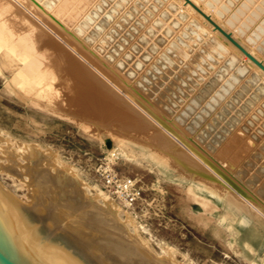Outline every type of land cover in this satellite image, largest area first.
Instances as JSON below:
<instances>
[{
  "label": "rangeland",
  "instance_id": "1",
  "mask_svg": "<svg viewBox=\"0 0 264 264\" xmlns=\"http://www.w3.org/2000/svg\"><path fill=\"white\" fill-rule=\"evenodd\" d=\"M2 1L3 0H0V6L2 7H0V24L8 22V20H13L14 22L11 21L14 26L13 31L18 30L19 27L21 28V25L27 29L24 30L21 28L22 30L19 29L16 31L18 34V43L21 45L25 42H28L31 45L33 43L36 45L39 44L37 46H39L38 49L41 50L40 52L43 58L44 56L45 58L46 56L48 57V60H43V62L46 61L49 64L48 66L46 62L45 64L43 63L46 70L54 66L55 63L57 64L55 65L56 67L54 66L55 68H51L55 71H50L51 69L47 70L48 73L45 74L46 80L49 79V81L53 83L55 82L58 85L59 93L61 94H59L60 98H63L67 94L70 95L71 93L68 91H70L74 79L70 78L71 75L66 73L67 70L64 69V67L58 65V62H61L57 59L59 55H57L58 52L56 53L55 50L57 49L58 51L59 48H56V46L59 47L60 45L64 49H68L67 52L70 50L69 53H76L75 50H73L75 48L73 46L71 47L63 36L59 34H51L45 31L43 26L37 25L35 18H33V13L35 15L36 12L31 10L32 8H28V5H25L26 7L20 6L16 0H5V2L3 1V4ZM10 1H12L13 4L16 2L15 5ZM51 1V3L55 4L58 0ZM198 1L206 3L209 9L212 11L214 10L218 17L224 20L226 25L231 27L230 29L233 30L235 34L238 33V36L246 39L245 41H247V44L264 55V16L260 21H257L258 18L264 14V4L262 3V0H258V2L255 0H242V2H240L241 0ZM5 3H10L8 5L9 7L5 6ZM97 3L94 11L90 12V14L88 13L91 16V20L82 21L81 19L77 22L75 28L79 29L83 35L89 33L92 36H87V34L84 36L82 35L83 37H89V40H87L88 43H95L100 46H105V43L109 45L110 40L117 32L121 31L120 33H122L128 31L129 33H125L127 41L122 42L124 43L121 46L122 49L118 47L116 48L117 51L114 52V55L117 57L116 62L122 60L123 55L128 53V48L126 46H129V42H134V38H136L137 35L140 38H145L146 36L148 39L145 40V45L142 46L143 49L141 48L140 51H138V54H135L136 56L133 61L136 63V61L138 62L139 60L140 63L136 65L138 69L134 70L135 72L131 76L125 75L126 79L128 78L127 80H130V82L133 80L135 83L134 85H137L138 87L139 84H143L149 90L153 83H157L156 77L160 75V77H166L165 80L169 78L168 80L173 84L169 87L171 90L166 91L168 93L172 90L174 91L175 86H177V84H174L175 81L178 85L182 84L181 86L186 90L188 88L194 92L197 90L196 93L193 91L191 93L193 96L194 94L196 95L194 96L196 104L194 101V104H192L191 107L187 108L185 106L186 109L182 110H185L184 114L186 115L181 116L185 121L187 120L189 125L194 126L195 131L197 130V138L202 141L204 140L203 142H207L211 137L224 132L227 128H229V130H235L236 125L239 124V129L241 130L240 132H236L234 135L235 139L231 143L232 146H234L237 144L235 140L238 139V146H234V148L236 147L237 149L233 148L224 150V153H219V156L224 159L229 157L227 160H229L233 166L238 165L236 167L237 175L243 178L244 182L246 181L249 186L256 188V193L264 200V100L247 114L244 118L245 120L243 119V121L240 122V118H242V115L244 116V113L248 111L247 108L251 106L252 102L257 101L262 95H264V91L261 93L258 92V88L264 86V78H260V75H254L253 72L249 71L250 69L248 70L247 64L242 58L239 59V57H236L235 64L228 66L226 63L227 58L225 60L223 59L227 50L222 44L223 49L213 47L215 50L213 51L214 53H212L213 61L211 62V65L208 67L205 66V69L202 68L201 60L196 61V58L198 55L204 57L201 54L202 50L206 49L207 51H210V48L207 46L209 44L208 41L214 40L218 42V39L211 35V33H207V37V34H205L207 31L203 25L196 22L194 18H190V14L188 15L186 10L183 9L176 0H164V2L162 0H98ZM128 3L129 5H126ZM168 4H173L175 6V12L173 10L174 13L177 12L178 14L187 15L186 20L180 21L178 17H175V19L174 15L170 14L163 16V10ZM16 5L20 7L19 9H21V13H19L20 10L17 9ZM225 5H227V7H223ZM4 7H7V10H5ZM9 8L11 10H8ZM15 9L22 15V12L24 11L25 15H23V17H25L23 18L21 15L20 18V15ZM26 9H30L31 11H26ZM230 10H232L231 13L235 18L225 16ZM257 12L259 13L257 14ZM14 13L17 14L15 15ZM9 14L11 16L12 14L15 15V17L13 16L11 18ZM26 16L28 18L31 17L28 20ZM35 16L41 18L38 14ZM17 18H20V22L18 23L15 22L19 21ZM96 20L97 22H93ZM98 21L100 22L99 25L97 24ZM132 21L135 23H132ZM14 23L17 24V26ZM92 23H94V25ZM32 24H34V26ZM138 24L141 29L138 27ZM200 25L202 26V29H200ZM103 26L107 28L104 29ZM34 27L35 30L39 28L35 34L37 36H32L34 34L31 29L33 30ZM124 28L126 30H124ZM122 29L124 31H122ZM41 30L46 33L47 36L52 38L53 42L56 41L55 44H58H54L53 46L55 48L52 47L51 49L49 48L51 47V44H49L50 46L47 45L46 49L49 48L48 52L47 50H44V46L41 49L42 45H46L42 37L43 35L40 33ZM196 30L204 32L203 35L202 33L198 34ZM22 32L24 35H22L23 39L22 36L20 38L19 35ZM99 33H101V35ZM127 34L130 35L127 36ZM27 35L31 36L27 37ZM22 41L23 43H21ZM35 44L32 45L34 49L30 52L31 57H34L36 53L39 52L38 49H35ZM42 50L46 52L44 53ZM119 50L121 51L120 56H118L120 53ZM145 51L147 52V55L144 54ZM54 53L55 56H53ZM203 53L206 55L205 52ZM47 54H50V56ZM51 55L53 58L55 57L54 59L56 62L54 59L51 60ZM145 57L146 59H142ZM204 58L207 59L206 57ZM51 62H53V64H51ZM192 62L195 67L199 66L201 70L199 69L197 71L194 67L189 68V65L192 66ZM58 66L60 68H58ZM150 66H153L154 69ZM149 67L154 73L152 74L156 77H152L150 74L151 72L149 73L148 70H146ZM191 69L195 70L197 76H194V72V75L191 74ZM212 69L215 72H213L214 74L212 73ZM239 69L243 70L239 71ZM94 70L96 72L98 71L96 69ZM210 71L211 75L209 73ZM5 72V69L0 64V184L6 187L7 190H10L16 199L23 203H30L34 200L32 185L28 186L26 181L17 173L23 171V167L28 166V156L24 150L29 144L37 146L39 151L48 157L54 155L56 166L69 167L81 183H83V187L87 193L93 195L99 193L97 200L101 203L103 202L102 197L108 195L96 173V167L104 155L106 156L107 153L114 151L117 155L114 160V169L120 175L131 177L137 182L140 189V198H138L131 206H126L119 201L113 200L119 206V215L122 218L129 216L131 220L127 223L129 230L138 234L145 244L149 246L148 248L153 254L160 257L170 254L173 262L176 264L261 263L264 256V217L262 214L254 213L256 220L247 215L249 216L248 222L244 223L243 216L246 214L244 208L237 207L234 202H232V204L225 198L218 199L213 197L205 189L199 188L197 186V180L190 177L189 174H180V171L178 170L179 168L173 166L176 165L173 160L170 161L172 165L156 163L147 155L144 149L133 145L129 141H123V139L117 140L115 146H113L114 148L110 149L112 146L107 147L108 143H106V140L103 137L111 136V132L113 131L114 134H118L119 132L122 136L125 134V136H131L134 138L137 136L135 138L136 141L140 142L142 140L141 143H143V141L144 143H151L149 139L146 138V135H139L137 130L132 131L131 128H122L121 125H119L120 122L116 119L93 120V122H91L92 120L85 121L87 126L92 128L91 130L88 128V131L83 130L81 126L74 121V119L78 120L79 116L75 118V115L74 119H71V116L68 115H64L65 117H50L33 111L20 101V94L16 91L17 89L12 81L9 78L7 81L4 80L3 73ZM49 72L57 74L55 75L54 73L51 74ZM248 73L250 74L247 75ZM52 76L57 77L53 78ZM62 78H64V81ZM134 79L136 81H134ZM65 80H67V82ZM147 80H149V82ZM106 81L108 80L106 79ZM155 86H158V84ZM66 88L68 90H66ZM139 90L144 95H147V92H151L150 90L146 91L142 88ZM61 108L64 112L70 109L63 103ZM173 112L171 114H173ZM107 121H110V124L106 125L108 123ZM113 122L115 123L111 124ZM194 122L197 124L195 125ZM93 123L95 125L89 126V124ZM199 125L202 127L200 126V128ZM104 126L107 127L105 128ZM228 133L227 135L226 133L224 134L225 138L229 135ZM132 134L136 136H132ZM189 135H192V133L189 132ZM238 135L240 141L239 138H237ZM138 137L141 140H139ZM223 140L224 138L221 141ZM246 143L251 145L254 150L252 149L249 151L250 147L249 145L247 146ZM6 144L11 145L16 152V157H11L7 150L2 147ZM229 152L230 155L228 156ZM247 152L248 155L244 156ZM33 157L34 156L31 155L29 159H32ZM14 159L17 161V165L15 166L12 164ZM231 160L234 161L232 162ZM44 162L47 164L50 163L49 159H46ZM46 163H44V165H46ZM39 165H43L42 161H39ZM50 171L51 173H54L56 171L55 167L51 168ZM38 205L39 203L37 202V206ZM57 218L61 221H66V214H61ZM40 228L45 230L43 227ZM98 232L99 231L97 230L91 229L90 231H84L83 233H85L84 235L86 237V235L96 236ZM58 233H60V231H58ZM53 236L64 242V240L58 235ZM94 241L95 244H90L91 246L95 245L94 247H101V245L103 246L106 244L101 240ZM118 251L119 249L117 247L109 245L108 247L104 246L102 249L100 248L101 264H124L117 256H114ZM96 258L98 260V257Z\"/></svg>",
  "mask_w": 264,
  "mask_h": 264
},
{
  "label": "bare ground",
  "instance_id": "2",
  "mask_svg": "<svg viewBox=\"0 0 264 264\" xmlns=\"http://www.w3.org/2000/svg\"><path fill=\"white\" fill-rule=\"evenodd\" d=\"M3 1L5 2V0ZM3 1H2V4H3ZM97 1L98 0H58L57 2L55 1L56 3L54 4V3H51L52 2L51 0H16V2L20 4V6L26 7L25 5H28L29 6L28 8L30 9L32 8L31 10L36 12V14H38L41 17L39 18L38 16H35L36 14L34 15V13L32 12L34 16L33 18H35V22L37 25L43 26L45 31L51 34L53 33L56 35L59 34L63 36L68 41V44H70L71 47L73 46L75 48L73 50H75L76 52V53H69L70 50L67 52L68 49L66 50L60 45L59 47L56 46V48H59V50L57 51L56 49L55 52L56 53L58 52L57 55L60 56V57L58 56L57 59L61 62V63L58 62V65H60L61 67H64V69L67 70L66 73L68 75H71L70 78L74 79L71 85V89L70 91H68L71 94L70 95L67 94L63 98H60L58 85L55 82L53 83L49 81V79L46 80L45 78V74L48 73L47 70H50L52 67L55 68L56 67L55 65H57L56 63L54 65L55 67L51 65L53 64L54 61L56 62V60L54 59L55 57L53 58V56H55V53L53 56L51 55V58H52L51 60L54 59V61L51 62L50 64L52 67L46 70V68L43 66L46 61L43 62V60H46L48 57L46 56L45 58L44 56L45 59L43 58L40 52L41 50H39L38 49L39 46H37L39 44L36 45L35 43H33L37 47V48L35 47V49H38L39 52L36 53L38 51L37 50L35 52L36 55L34 57H31L30 52L34 49L32 46L33 44L31 45L28 42L26 43L24 40L25 45L24 44L21 45L17 41L18 34L16 33V31H18L21 28L24 30L26 29L24 28V26L21 25L23 22L20 24L21 28L20 27L19 29L16 28L18 29L16 31H13L14 26H13V23L11 22L13 20L11 21L8 20V22L1 23L0 24V64L6 71L5 73H3V78L5 81H7V79L9 78L12 81V83L15 85L17 89L16 91H18V93L20 94V101L26 106H28L30 109H32L33 111H36L42 115L44 114L50 117H61L64 115L66 116L68 115V116H71L70 117L71 119H74L75 115H76L75 118L79 116L78 120L74 119V121L76 122V124H79L83 130H88V128H90V130L92 129L91 127L87 126L85 121L92 120L91 122H93V120L96 121V120H104V119H111V120L116 119L120 122L119 125H121L122 128H131L132 131L137 130L139 135H146V138L149 139L151 143H144V141L143 143H141L142 140L139 137L138 138L141 141L140 142L136 141L135 138L137 136L134 134H132V136L133 135L136 136L135 138L131 136H125L126 134L122 136V134H119V132L118 134L116 133L114 134V131H113L111 132L112 133L111 136L103 137L106 140V143H108L109 146H112L110 149L114 148L113 146H115V142L117 140L123 139V141L124 140L129 141L133 145H136L137 147H141L142 149H144L147 155L150 158H152L156 163L170 165L171 164L170 161L173 160V162L176 163V165H173V166H176L177 168H179L178 170L180 171V174H185V173L187 175L189 174L190 177L197 180V186L199 188L205 189L213 197H216L218 199L225 198L227 201L231 203L234 202L237 205V207L244 208L245 213H246L243 216L244 223L248 222L249 216L253 217L254 220H256L254 213L262 214V216L264 217V200L262 197H260L256 193V188L249 186L246 183V181L244 182L243 178L237 175L236 167L238 165L237 166L234 165L235 166L234 167L232 163L229 160H227L229 157L227 159H224L219 156L220 155L219 153L223 152L224 150L233 149L234 146L238 144L237 138H239V141H240V137L238 135V137L236 138L237 140H235L237 144H235L234 146H232L231 144L232 141H234L235 139L234 135L236 134V132L237 131L240 132L241 130L239 129L240 127L239 124L236 125L235 130H232V129L229 130V128H227L224 130V132L218 133L216 136L211 137L207 142L206 141L203 142L204 140L202 141L198 139L197 134H196L197 130L195 131L194 126L189 125L187 123V120L185 121V119L182 118L183 115L184 116L186 115L184 114L185 110H182V109H186V107L187 108L191 107V105L194 104V101H195L194 96L196 95L195 94L194 96L193 94L191 95L193 90L189 88L186 90L185 88L181 86L182 84L178 85V83L175 81L174 84H177V86L174 85L175 86L174 91L172 90L169 93L166 92L168 90H171L169 87L170 85H173V84L172 82H170V80H168L169 78L165 80L166 77L161 76L163 77L161 78L160 75L158 77L154 76L153 75L154 73L151 71V68L154 69L153 66H150L151 68L149 67L146 70H148L149 73L151 72L150 74L152 75V77H156L157 83L155 82L150 86L149 90L151 92H147V95L142 94L139 89L142 88L143 90L149 91L148 88L145 87L143 84H139L140 88L137 85L135 86L134 85L135 83L133 82V80L132 82H130V80L128 81L127 80L128 78L126 79L125 75L131 76L134 74L135 72L134 70L138 69L136 65L140 63L139 60L138 62L136 61V63H134L133 61H134V57L136 56L135 54L136 53L138 54V51H140L141 48L143 49L142 46L145 45L144 42L145 40L148 39L146 38V36L145 38H140L137 35L138 37L136 36V38H134L135 39L134 42H129V46L125 45L128 48V51H127L128 53L123 55L122 60H120L119 62H116L117 57L114 55V52L117 51L116 48L120 47V49H122L121 46L122 44H124L122 42L127 41L125 38V33H129V32L124 31L126 30L125 29L126 27L124 28V30L122 29V31L124 32L122 33H120L121 31L117 32L114 35V37H112V39L110 40L109 45L105 43V46H100L95 43L93 44L88 43L87 40H89V37H83L84 35L87 34L86 32L88 31H86L85 32L86 34L83 35L79 29L75 28V25L77 24L79 20L81 19L82 21L91 20V16L89 14L90 12H93L94 9L96 8L98 4ZM131 1H134V0H131ZM162 1L164 2V0ZM176 1L183 9L186 10V13L188 15L190 14V18L191 17L194 18L196 22H199L201 25H203V27L207 31L205 34L211 33V35L216 37V39H218V42L220 43L219 44L218 42L214 40L208 41L209 44L207 46L208 48H210V51H207L206 49L203 48L204 50H202L201 52L202 56L206 57L207 59H205L204 57H201L200 55H198V57L196 58L197 59L196 61L201 60L202 68L205 69V66L208 67L209 65H211V62L213 61L212 53H214L213 51L215 50L213 49V47L217 49L218 48L223 49V46H225L227 52L224 54L223 59L225 60L227 58L226 63L228 64V66L232 64L234 65L236 62V57H239V59L242 58L245 61V63L247 64L248 70L250 69L249 71L253 72L254 75H260L261 76L260 78H264V72L261 71V69H259L255 64H253L245 55H243L235 46H233L217 30H213L212 25L209 24L189 4L185 3L184 0H176ZM191 1L195 5H197L204 13L209 15L211 19L215 21L219 26H221L225 31L231 33L232 37L235 40H237L249 53H251L254 57H256L258 60H260L264 64V55L261 54L259 51H257L252 46H250L249 44H247V41H245L246 39L238 36V33L235 34L234 31L230 29L231 27L227 26L224 20L219 18L217 13L214 10L212 11L211 9H209L206 3L200 2L198 0H191ZM255 1L258 2V0H255ZM16 2H14V4L12 2V4L15 5ZM240 2H242V0ZM129 3L126 5H129ZM262 3L264 4V0H262ZM9 4L5 3V6H8ZM16 7L17 9L20 8L18 5H16ZM223 7H227V5ZM174 8L175 6L173 4H168L164 8L162 15L166 16L170 14V15H174V18L178 17L180 21L186 20L187 15L178 14L177 12L174 13L175 12ZM30 9H26V11ZM5 10H7V7L5 8ZM8 10H11V9L9 8ZM19 10H20L19 13H21V9ZM15 11L17 10L15 9ZM231 11L232 10H230V12L228 11V13H226L227 15L225 16L234 17ZM253 11H256V10H253ZM17 13H14V14L16 15ZM22 13L23 15H25L24 11ZM258 13L259 12H257V14ZM153 14H156V13H153ZM15 15L12 14V16L11 15L10 16L12 18L13 16L15 17ZM19 15L21 18L22 14H19ZM263 16L264 14L261 15L257 21H260V19L263 18ZM20 18H17L19 19V21H15V22L17 23L20 22ZM26 18L28 17L26 16ZM43 21H45L46 23ZM93 22H97V20ZM99 23L100 22L98 21L97 24L99 25ZM132 23H135V22L132 21ZM92 24L94 25V23ZM15 25L17 26V24ZM32 25L34 26V24ZM201 25H200V29H202ZM130 27H133V26H130ZM138 27H139V24H138ZM105 28L107 27H104V29ZM38 30L39 28L35 30V27L33 28V30L31 29L32 33L34 34L32 36H37L35 34L37 33ZM196 32H198V34L202 33V35L204 33L201 30L199 31L196 30ZM40 33L43 35L42 37H43L44 43L46 44V45L41 44L42 45L41 49L44 46L43 47L44 50H47L48 52L49 48L50 49L52 47L55 48L53 45L55 44L56 41L53 42L52 38L47 36V34L42 32V30ZM101 33L99 34L101 35ZM19 35L21 38V36L23 35V32L20 33ZM88 35L90 34L88 33L87 36ZM129 35L127 34V36ZM133 35H136V34H133ZM23 36H22V39H23ZM28 36H31V35H27V37ZM206 36L208 37V34ZM21 43H23V41ZM49 44H51V47L46 49L47 45L50 46ZM55 45H58V44L56 43ZM50 51H54V50H50ZM45 52L46 51H44V53ZM203 52H205L206 55H204ZM146 53L147 52L145 51L144 54ZM207 53H210V54H207ZM50 54L49 55L47 54V55L50 56ZM120 55H121V51L118 56ZM142 59H146V57ZM193 62H192V66L189 65V68L194 67L197 71L199 69L201 70L199 66H197L198 68L195 67L193 65L194 64ZM47 65L49 66L48 63ZM58 68L60 67L58 66ZM94 69L98 71L96 72ZM213 69H212V73L215 71V69L214 71ZM242 70L243 69H239V71H242ZM50 71H55V70L51 69ZM190 71H192L191 74L194 75L195 70L191 69ZM53 73L54 72H52L51 74ZM209 73L211 75V71ZM196 74L197 73H195L194 76H197ZM249 74L250 73H248L247 75ZM57 76H52V77L55 78ZM104 76L108 81H106ZM62 79L64 81V78ZM65 81L67 82V80ZM134 81L136 80L134 79ZM147 81L149 82V80ZM157 84L158 86H155ZM66 90L68 89L66 88ZM196 91L197 90L193 92L196 93ZM263 91H264V86H261L258 88L259 93ZM263 100H264V95H262L257 101L252 102L251 104L252 109H251V106L247 108L248 111L244 113V116L242 115V118H240V122H242L243 119L247 116V114L251 112L254 109V107L256 105H259ZM62 103L67 105L68 108L70 109L64 112V110H62L61 108ZM195 104H196V101H195ZM172 112L173 114H171ZM110 121H107L108 123L106 125L110 124ZM114 123L115 122L111 124H114ZM194 123L195 125L197 124L196 122ZM91 125H95V124L94 123L89 124V126ZM200 126L201 125H199V127ZM117 129H120V128H117ZM189 132H191L192 135H189ZM225 133L226 135L227 133L229 134L228 136H226V138L224 135ZM242 137L244 138L243 135ZM223 138L224 140L221 141ZM246 144L247 146L249 145L248 143ZM2 147L7 150V152L10 154L11 157H16V152L11 147V145L6 144ZM249 147H250L249 151H251L253 147H251V145H249ZM234 149H237V148L235 147ZM24 151L26 155L28 156V160H27L28 166L23 167L24 170L19 171L17 173L19 176H21L22 179L26 181L28 186L32 185V193L34 196V200L30 203H23L19 201L18 199H16V197L12 194V192H10V190H7L6 187H4L1 184H0V196L4 200H6L10 205H12L16 210H18L21 214H23L27 219L32 221L37 226L43 227L51 235H58L59 237H61L70 247H72L74 250L80 253L90 264H101L100 248L102 249L104 246L108 247V245L117 247L119 249V251L116 252L114 256L115 257L117 256L118 259L121 260L124 264H176L173 262V259L170 254L166 256L163 255L162 257L153 254L149 250L148 248L149 246L145 244L142 238L135 232H131L129 230L128 225H127V223L131 221L129 216L122 218L119 215V206L114 202L112 198L108 196H103L102 197L103 202L102 203L99 202L97 200L99 193L94 194V195L87 193L83 187V183H81V181L71 171L69 167L56 166L54 155H50V157H48L47 155L39 151L38 147L35 146L34 144L27 145ZM31 155H33L34 157L32 159H29ZM229 155H230V152L228 156ZM247 155H248V152L245 153L244 156H247ZM46 159H49V162H50L49 164L44 162ZM39 161H42L43 165H39ZM44 163H46V165H44ZM12 164L14 166L17 165V161H15L14 159ZM53 167H55L56 171L54 173H51L50 169ZM37 202L39 203L38 206H37ZM64 213L66 214V221L59 220V218L57 217ZM91 229L99 231L98 234L96 236L86 235L85 237L84 235L85 233L83 232L90 231ZM58 231H60V233H58ZM94 240H97V241L101 240L103 243L105 242L106 244H104L103 246L101 245V247H94L95 245L91 246L90 244H93L95 242ZM96 257H98V260L100 262L97 260ZM263 261H264V256L260 264H262Z\"/></svg>",
  "mask_w": 264,
  "mask_h": 264
},
{
  "label": "water",
  "instance_id": "3",
  "mask_svg": "<svg viewBox=\"0 0 264 264\" xmlns=\"http://www.w3.org/2000/svg\"><path fill=\"white\" fill-rule=\"evenodd\" d=\"M184 2L264 72V64L235 40L231 33L225 31L191 0ZM0 264L90 263L65 241L62 242L34 224L0 196Z\"/></svg>",
  "mask_w": 264,
  "mask_h": 264
},
{
  "label": "built area",
  "instance_id": "4",
  "mask_svg": "<svg viewBox=\"0 0 264 264\" xmlns=\"http://www.w3.org/2000/svg\"><path fill=\"white\" fill-rule=\"evenodd\" d=\"M116 157L114 151L104 155L96 167V173L109 197L131 206L140 198V189L133 178L122 176L114 169Z\"/></svg>",
  "mask_w": 264,
  "mask_h": 264
}]
</instances>
